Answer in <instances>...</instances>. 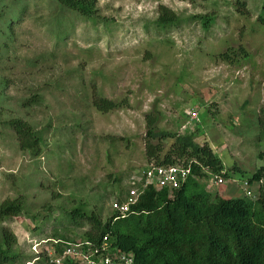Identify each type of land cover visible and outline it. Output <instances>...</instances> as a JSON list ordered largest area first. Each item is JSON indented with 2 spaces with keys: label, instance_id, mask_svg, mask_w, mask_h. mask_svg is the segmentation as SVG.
Masks as SVG:
<instances>
[{
  "label": "rangeland",
  "instance_id": "obj_1",
  "mask_svg": "<svg viewBox=\"0 0 264 264\" xmlns=\"http://www.w3.org/2000/svg\"><path fill=\"white\" fill-rule=\"evenodd\" d=\"M241 1L95 0L88 20L55 0H0V202L24 204L0 223L16 238L14 264L48 246L41 240L81 239L88 227L71 222L72 208L113 212L153 164L146 116L211 148L230 173L215 185L204 169L212 197L244 195L241 180L264 165V2ZM159 5L175 23L155 27ZM97 98L112 109H96ZM14 118L37 131L36 154L19 149ZM249 188L256 196L258 184Z\"/></svg>",
  "mask_w": 264,
  "mask_h": 264
},
{
  "label": "trees",
  "instance_id": "obj_2",
  "mask_svg": "<svg viewBox=\"0 0 264 264\" xmlns=\"http://www.w3.org/2000/svg\"><path fill=\"white\" fill-rule=\"evenodd\" d=\"M55 1L85 19L96 20L95 0ZM235 2L243 7V1ZM200 19L203 27L211 20L207 16ZM175 20V14L169 8L159 5L153 22L161 29ZM92 103L101 111L113 107V103L104 98L93 99ZM154 122L152 117L146 116L145 160L166 166L184 159L183 165L189 167V174L175 189H157L149 185L122 217L112 212L102 220L93 211L72 208L67 212L71 222L81 221L88 227L81 239L97 243L106 236L113 249L132 255L133 264H264V165L241 180L242 188L252 182L258 183L254 198L246 195L212 197L198 178L205 175L204 169L222 178L230 177L219 158L206 143L194 142L191 133L176 134L155 129ZM7 124L15 134L19 149L36 154L40 141L37 131L18 118L8 120ZM167 140L171 142L165 148ZM230 170L243 176V172L234 166ZM23 211L21 197L3 199L0 223L23 214ZM15 243L10 229L0 226V264H14L18 256L13 251Z\"/></svg>",
  "mask_w": 264,
  "mask_h": 264
},
{
  "label": "built area",
  "instance_id": "obj_3",
  "mask_svg": "<svg viewBox=\"0 0 264 264\" xmlns=\"http://www.w3.org/2000/svg\"><path fill=\"white\" fill-rule=\"evenodd\" d=\"M185 113L190 118L196 117L195 110H188ZM188 174L189 167L185 165L150 164L142 170L136 183L131 182L129 188L126 189L124 198L111 203V210L117 216L122 217L128 212L129 206L136 202L138 195L149 185L157 189H175ZM211 182L215 185L218 184L220 176L214 174ZM249 187L250 185L243 187L246 196H251ZM46 241H49L48 246L34 251L31 259L23 264H133L132 255L113 249L106 236H102L97 243L87 239L61 240L55 238L41 240V243Z\"/></svg>",
  "mask_w": 264,
  "mask_h": 264
},
{
  "label": "clouds",
  "instance_id": "obj_4",
  "mask_svg": "<svg viewBox=\"0 0 264 264\" xmlns=\"http://www.w3.org/2000/svg\"><path fill=\"white\" fill-rule=\"evenodd\" d=\"M252 183H257V182H252ZM258 184V183H257ZM250 186H251V184H250ZM245 195V194H244ZM249 198H254L255 196H248Z\"/></svg>",
  "mask_w": 264,
  "mask_h": 264
}]
</instances>
